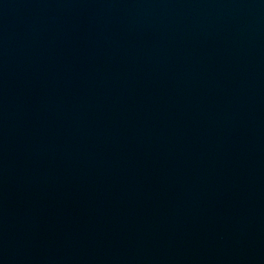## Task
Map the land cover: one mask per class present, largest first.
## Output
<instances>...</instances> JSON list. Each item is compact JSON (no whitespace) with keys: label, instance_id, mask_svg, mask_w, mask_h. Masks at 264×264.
I'll use <instances>...</instances> for the list:
<instances>
[{"label":"water","instance_id":"obj_1","mask_svg":"<svg viewBox=\"0 0 264 264\" xmlns=\"http://www.w3.org/2000/svg\"><path fill=\"white\" fill-rule=\"evenodd\" d=\"M0 264H264V0H0Z\"/></svg>","mask_w":264,"mask_h":264}]
</instances>
